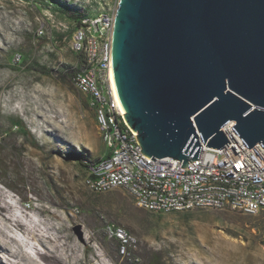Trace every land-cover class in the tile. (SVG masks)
Instances as JSON below:
<instances>
[{
  "label": "rangeland",
  "instance_id": "374dc122",
  "mask_svg": "<svg viewBox=\"0 0 264 264\" xmlns=\"http://www.w3.org/2000/svg\"><path fill=\"white\" fill-rule=\"evenodd\" d=\"M75 9L87 0H0V264H264V213L155 214L124 190L86 188L69 152L108 148L71 80Z\"/></svg>",
  "mask_w": 264,
  "mask_h": 264
},
{
  "label": "water",
  "instance_id": "95a60500",
  "mask_svg": "<svg viewBox=\"0 0 264 264\" xmlns=\"http://www.w3.org/2000/svg\"><path fill=\"white\" fill-rule=\"evenodd\" d=\"M110 82L147 160L187 169L229 123L263 149L264 0H118Z\"/></svg>",
  "mask_w": 264,
  "mask_h": 264
},
{
  "label": "built area",
  "instance_id": "2783aa9c",
  "mask_svg": "<svg viewBox=\"0 0 264 264\" xmlns=\"http://www.w3.org/2000/svg\"><path fill=\"white\" fill-rule=\"evenodd\" d=\"M88 11L74 23L71 50L80 58V70L71 80L86 96L98 130L110 152L88 165L84 184L98 194L124 190L145 211L170 214L192 211H231L244 216L264 213V148L249 149L231 128H222L229 144L215 150L201 149L187 169L172 158L147 160L123 121L110 82V58L118 0H87ZM264 110V109H261ZM230 125V126H229ZM180 163V164H179ZM117 236L126 251L123 230Z\"/></svg>",
  "mask_w": 264,
  "mask_h": 264
},
{
  "label": "trees",
  "instance_id": "16d2710c",
  "mask_svg": "<svg viewBox=\"0 0 264 264\" xmlns=\"http://www.w3.org/2000/svg\"><path fill=\"white\" fill-rule=\"evenodd\" d=\"M72 16L74 17L73 22L77 25V24H79L80 20L83 17L86 16V13L83 12V11H81V10L75 9V10H73ZM62 76L65 78L67 75L66 74H63ZM16 125L22 127L24 129L25 135L27 137H29V133L25 129L22 121H16ZM69 155L74 160L78 161L84 167L85 170L88 168V165L89 164L94 163L96 161V160H91L90 158L84 156L83 153H81L79 151H76L74 149L69 152ZM109 155H110V152H108L107 156H109Z\"/></svg>",
  "mask_w": 264,
  "mask_h": 264
},
{
  "label": "bare ground",
  "instance_id": "6f19581e",
  "mask_svg": "<svg viewBox=\"0 0 264 264\" xmlns=\"http://www.w3.org/2000/svg\"><path fill=\"white\" fill-rule=\"evenodd\" d=\"M1 47H2V46H1ZM2 70H3V69H2ZM9 70H10V69H9ZM4 73H5V72H4ZM10 74H12V73H10ZM6 76H7V75H6ZM4 77H5V75L3 76V78H4ZM10 77H11V76H10ZM26 77H27V76H26ZM29 77H30V76H29ZM32 77H33V76H32ZM4 79H5V78H4ZM17 82H18V81H17ZM10 83H11V82H10ZM14 83H15V82H14ZM14 85H15V84H14ZM18 85H19V84H18ZM22 87H23V86H22ZM23 88H24V87H23ZM34 88H35V87H34ZM32 89H33V88H32ZM27 92H28V91H27ZM36 93H37V92H36ZM32 95H33V94H32ZM2 96H3V95H2ZM5 96H6V95H5ZM12 96H13V94H12ZM26 96H27V95H26ZM38 96H39V95H38ZM16 97H17V96H16ZM23 97H24V96H23ZM19 98H20V96H19ZM31 98H32V97H31ZM26 99H27V98H26ZM29 99H30V98H29ZM33 99H35V98H33ZM27 100H28V99H27ZM27 100H26V101H27ZM13 101H14V100H13ZM21 101H22V100H21ZM32 101H33V100H32ZM35 101H36V100H35ZM23 102H24V101H23ZM28 102H29V101H28ZM44 104H45V103H44ZM47 104H48V103H47ZM37 105H38V104H37ZM37 105H36V106H37ZM41 105H42V104H41ZM39 107H40V106H39ZM9 109H10V108H9ZM45 109H46V108H45ZM50 109H51V108H50ZM40 110H41V109H40ZM15 111H16V110H15ZM37 111H38V110H37ZM5 112H6V109H5ZM39 112H40V111H39ZM11 113H12V112H11ZM37 113H38V112H37ZM37 113H36V114H37ZM19 115H20V114H19ZM38 115H40V114H38ZM38 115H37V117H39ZM41 115H42V114H41ZM41 115H40V116H41ZM48 115H49V114H48ZM33 117H34V116H33ZM35 117H36V116H35ZM50 117H51V116H50ZM50 117H49V118H50ZM39 119H40V118H39ZM19 120H20V119H19ZM49 120H50V119H49ZM46 121H47V120H46ZM50 121H51V120H50ZM54 121H55V120H54ZM22 122H23V121H22ZM47 122H48V121H47ZM39 123H40V122H39ZM37 124H38V123H37ZM45 124H46V123H45ZM52 124H54V123H51V125H52ZM229 126H230V125H229ZM38 127H39V126H38ZM55 127H56V126H55ZM29 128H30V127H29ZM56 129H57V128H56ZM56 129H55V130H56ZM50 130H51V129H50ZM27 131H28V130H27ZM35 132H36V131H35ZM32 133H33V132H32ZM35 134H36V133H35ZM34 136H35V135H34ZM43 138H44V136H43ZM41 139H42V138H41ZM39 142H40V141H39ZM39 145H40V144H39ZM77 239H78V241L81 242V243L85 242V237H82V238L80 237V238H77ZM7 253H8V255H9V252H7Z\"/></svg>",
  "mask_w": 264,
  "mask_h": 264
}]
</instances>
